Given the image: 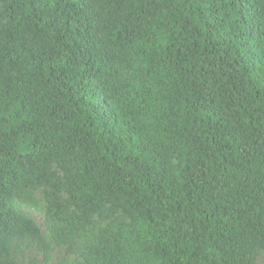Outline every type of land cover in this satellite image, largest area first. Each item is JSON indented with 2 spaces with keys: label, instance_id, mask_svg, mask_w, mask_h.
Masks as SVG:
<instances>
[{
  "label": "trees",
  "instance_id": "obj_1",
  "mask_svg": "<svg viewBox=\"0 0 264 264\" xmlns=\"http://www.w3.org/2000/svg\"><path fill=\"white\" fill-rule=\"evenodd\" d=\"M25 246L259 264L264 0H0V264Z\"/></svg>",
  "mask_w": 264,
  "mask_h": 264
},
{
  "label": "rangeland",
  "instance_id": "obj_2",
  "mask_svg": "<svg viewBox=\"0 0 264 264\" xmlns=\"http://www.w3.org/2000/svg\"><path fill=\"white\" fill-rule=\"evenodd\" d=\"M54 171L58 175L62 176L61 171H59L57 168H55ZM39 196L42 197V194L39 193ZM35 220H37L39 223L43 222L42 218L39 216H35ZM100 225V222H98L96 218H93L90 221L84 220L81 228L83 233L82 239L84 240L85 237L90 236L92 233H94ZM24 258L25 261H32L34 264H46L44 262L43 255L32 246L24 247ZM75 261H77V257L69 256L64 248H60L54 253L53 256V264H73ZM259 264H264V257L260 258Z\"/></svg>",
  "mask_w": 264,
  "mask_h": 264
}]
</instances>
